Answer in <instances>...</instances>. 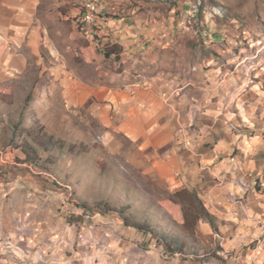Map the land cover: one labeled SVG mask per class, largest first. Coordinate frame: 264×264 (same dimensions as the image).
I'll list each match as a JSON object with an SVG mask.
<instances>
[{"label": "rangeland", "instance_id": "374dc122", "mask_svg": "<svg viewBox=\"0 0 264 264\" xmlns=\"http://www.w3.org/2000/svg\"><path fill=\"white\" fill-rule=\"evenodd\" d=\"M76 2L67 7L80 15L65 23L71 30L79 19L88 35ZM99 4L106 17L134 12V25L153 41L174 44L157 50L155 67L162 62L177 77L212 69L208 102L256 137L245 144L257 146L254 155L263 152L264 0ZM40 70L32 65L0 83V264H256L261 241L244 236L241 220L208 209L197 195L215 218L210 224L189 192L167 187L131 142L86 106L64 101ZM257 157L249 176L258 185L248 187L264 190V153Z\"/></svg>", "mask_w": 264, "mask_h": 264}, {"label": "crops", "instance_id": "0c3cea01", "mask_svg": "<svg viewBox=\"0 0 264 264\" xmlns=\"http://www.w3.org/2000/svg\"><path fill=\"white\" fill-rule=\"evenodd\" d=\"M70 1L0 0V83L32 65L41 68L64 101L86 106L103 127L131 142L167 187L195 193L208 209L241 220L248 227L244 236L262 241L255 263L264 264V190L238 183L256 181L249 176H256L253 159L264 150L254 155L257 146L245 144L256 137L249 140L220 106L208 102L214 96L213 70L186 69L177 77L163 70L162 62L155 67L157 50L174 44L153 41L151 33L134 25V12L106 17L108 11L99 6L92 35L81 31L79 19L70 30L65 22L80 14L79 8L67 7ZM115 44L119 57L106 56L105 48ZM104 75L120 82H103ZM184 139L192 141L188 150Z\"/></svg>", "mask_w": 264, "mask_h": 264}, {"label": "trees", "instance_id": "16d2710c", "mask_svg": "<svg viewBox=\"0 0 264 264\" xmlns=\"http://www.w3.org/2000/svg\"><path fill=\"white\" fill-rule=\"evenodd\" d=\"M105 54L106 56H110V55H115L116 58L119 57V54L121 52V48L118 45H113L110 48L106 47L105 48ZM18 127V126H17ZM18 128L15 127V131H17ZM17 135V134H16ZM24 153L26 154V159H29V153L26 151H24ZM193 197V199L198 203V207L197 209L199 210L200 214H203L210 222V224H212L213 226L214 224V217L205 209V207H203L202 202L199 200V198L197 197V195L195 193H190Z\"/></svg>", "mask_w": 264, "mask_h": 264}, {"label": "bare ground", "instance_id": "6f19581e", "mask_svg": "<svg viewBox=\"0 0 264 264\" xmlns=\"http://www.w3.org/2000/svg\"><path fill=\"white\" fill-rule=\"evenodd\" d=\"M95 3L96 4H99V0H95ZM89 5H94V0H87V4H83L82 19H81V21L88 28L91 27V24L90 23H86V18H88V16H89ZM184 143H185V145H192V141L191 140H185ZM248 181H246L245 179H239L238 180V183L240 184L239 186H241L243 188L248 187L249 184H251ZM255 185H258L256 181L251 184V186H255ZM259 186L262 187V188H264L263 182H260Z\"/></svg>", "mask_w": 264, "mask_h": 264}, {"label": "built area", "instance_id": "2783aa9c", "mask_svg": "<svg viewBox=\"0 0 264 264\" xmlns=\"http://www.w3.org/2000/svg\"><path fill=\"white\" fill-rule=\"evenodd\" d=\"M82 4H87V0H84ZM99 5L100 4L95 3V0H94V5H89V16L88 18H86V23L91 24V32H88V35H92L94 33V30L96 29V25L98 21ZM80 29L81 31H83V27H80ZM185 147L189 149L192 147V145H185ZM263 185H264V182H263ZM262 250H263V243L261 241V248L258 251V253L260 254Z\"/></svg>", "mask_w": 264, "mask_h": 264}]
</instances>
